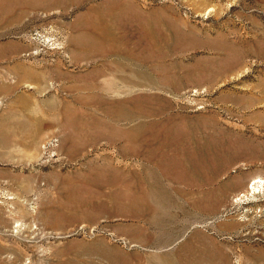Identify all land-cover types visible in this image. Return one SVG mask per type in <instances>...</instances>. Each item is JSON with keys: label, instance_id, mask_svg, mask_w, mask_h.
Segmentation results:
<instances>
[{"label": "rangeland", "instance_id": "1", "mask_svg": "<svg viewBox=\"0 0 264 264\" xmlns=\"http://www.w3.org/2000/svg\"><path fill=\"white\" fill-rule=\"evenodd\" d=\"M0 264H264V0H0Z\"/></svg>", "mask_w": 264, "mask_h": 264}]
</instances>
